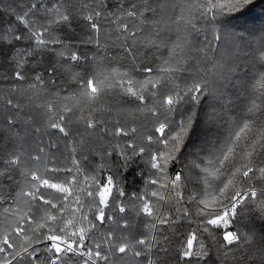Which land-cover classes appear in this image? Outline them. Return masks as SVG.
Segmentation results:
<instances>
[{"label":"snow or ice","instance_id":"6c2138e0","mask_svg":"<svg viewBox=\"0 0 264 264\" xmlns=\"http://www.w3.org/2000/svg\"><path fill=\"white\" fill-rule=\"evenodd\" d=\"M250 5L0 0V264H264Z\"/></svg>","mask_w":264,"mask_h":264},{"label":"trees","instance_id":"16d2710c","mask_svg":"<svg viewBox=\"0 0 264 264\" xmlns=\"http://www.w3.org/2000/svg\"><path fill=\"white\" fill-rule=\"evenodd\" d=\"M254 5L255 6H249L251 9L250 11L248 9L244 10L245 18L249 23H256L259 26L264 27V0H254ZM11 71L12 69L9 67L8 62L3 58H0V79H3L4 83L8 82L4 78L8 76Z\"/></svg>","mask_w":264,"mask_h":264}]
</instances>
